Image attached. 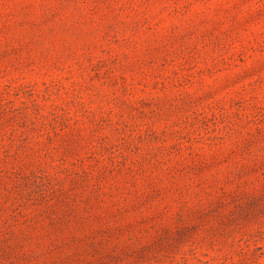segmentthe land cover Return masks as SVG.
I'll return each instance as SVG.
<instances>
[{
    "label": "rangeland",
    "instance_id": "1",
    "mask_svg": "<svg viewBox=\"0 0 264 264\" xmlns=\"http://www.w3.org/2000/svg\"><path fill=\"white\" fill-rule=\"evenodd\" d=\"M0 264H264V0H0Z\"/></svg>",
    "mask_w": 264,
    "mask_h": 264
}]
</instances>
